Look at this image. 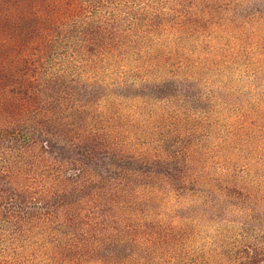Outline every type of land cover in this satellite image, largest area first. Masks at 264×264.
<instances>
[{
  "label": "trees",
  "instance_id": "obj_1",
  "mask_svg": "<svg viewBox=\"0 0 264 264\" xmlns=\"http://www.w3.org/2000/svg\"><path fill=\"white\" fill-rule=\"evenodd\" d=\"M218 1L0 0V95L7 91L0 146L25 159L22 171H5L10 187L0 196V262H264V241L248 245V236L230 232L204 240L198 229L199 213L213 203L208 186L221 209L236 211L227 200L231 184L222 185L233 171L194 163L219 127L196 108L213 97L201 72L218 75L223 58L203 54L221 41L212 28L224 9ZM262 4L248 6V23L258 21L252 48L264 67ZM263 74L248 72V81L260 78L248 84V169L264 166V133L255 135L264 129ZM179 125L185 144L190 139L183 150ZM235 184L245 189V180ZM258 184L252 180L248 188ZM238 209L246 218L254 211ZM178 210L196 214L171 218ZM191 232L189 245L184 235Z\"/></svg>",
  "mask_w": 264,
  "mask_h": 264
},
{
  "label": "rangeland",
  "instance_id": "obj_2",
  "mask_svg": "<svg viewBox=\"0 0 264 264\" xmlns=\"http://www.w3.org/2000/svg\"><path fill=\"white\" fill-rule=\"evenodd\" d=\"M219 1L224 9L217 15L216 18L219 21L213 25L212 28L215 29L213 33L216 32L221 38V41L217 50H213V52L210 53V49L206 48L203 54L205 57L207 55L212 56L219 53L223 58L217 57L220 60L218 75L213 76L212 72L206 69L201 72V80L203 81H201V85L206 91L209 90L213 97L211 101L207 102V105L204 103L196 104V108H200V111L206 109L210 116V123H217L219 127L214 130L216 138L213 136V138L206 141L201 148L196 150V161L194 160V163L200 166L208 165L211 172L217 171L219 173L225 168L226 170H224V172L229 169L233 171L232 176L228 174L224 175L222 179L224 184L222 185L229 186V184H231L228 189H226L229 193L227 200L228 204H231L236 211L226 209L227 205H225L224 209H221L218 205L220 200L219 197L217 198L218 194L212 190L214 187L208 186L206 190L209 191L213 203L204 206V210L206 211L205 215L199 213L198 216L201 218V225L198 229L203 230L204 234L202 236L204 240L214 235L220 236L223 232H230L233 237L234 234H245V236H248V245L251 244L252 238H256L263 243L264 229L261 232H255L253 226H260L259 222H262L261 226L264 228V213H262L260 209V204H262V208L264 207V166L248 169V155H251L252 150V146L249 145L250 141H248V114H252L248 113V84L252 80H260V78L253 76L252 79L248 81V72H253L254 74L256 69H259L264 73L263 65H258L254 62V55L257 50L254 51L252 48V42L255 41L257 35L253 26H255L258 21L248 23V6L251 5L253 8H262L263 4L262 0ZM230 17L233 18V21H230ZM222 45H224L227 50H224V46ZM195 58L197 57L195 56ZM222 63L223 66H221ZM174 64H179L177 59ZM208 80H211V85L205 83ZM214 82L216 85H213ZM262 85H264L263 81ZM211 86L213 87V91L210 89ZM5 92L7 91H2L0 101L6 98L7 93ZM222 104L224 105L223 109L215 111L214 108L216 106L220 108ZM2 113L3 112L0 111V122H5L6 115ZM255 119L259 120L257 118ZM7 120L9 124H11V120L13 119L9 115ZM178 127L180 128V125ZM234 129L235 133H232ZM252 129L254 130V128ZM257 129L258 132L255 135L264 133V129ZM164 132H166V130ZM202 133H207V131L203 130ZM178 134H181L182 140L180 146L183 150L185 146L190 145V139H188L187 144H185L186 136H183L184 133L181 128ZM219 137L221 141H217ZM254 139L255 137L252 136L250 140ZM211 140L214 141L211 142ZM188 151L190 152L189 149ZM20 152L21 151H19V153L17 152V155L15 150L5 149L0 146V196H2L3 199L4 195L1 194H3L4 188L10 187L5 171L7 172L8 169L22 171L24 167L25 159L20 155ZM203 168L204 167H202V170ZM18 173L21 174L20 172ZM18 178L20 179L21 177ZM240 179L245 180L246 186L243 190L235 184L236 181ZM252 180L257 181L259 183L258 187L260 188H248V182H252ZM21 182H23V179ZM254 189H257L256 196L252 194ZM1 202L2 201H0V203ZM157 204L158 206H155V210L156 213L159 214V212L162 211V207L159 206V202ZM246 206H248V209H254V211L248 210V218L241 213L242 211L239 212L238 209L240 208V210H242V208ZM251 212H253V215ZM170 214L171 218L177 217L179 219L184 217L186 219L187 217H195L196 213L189 212L188 210H178ZM5 218L6 216L4 213L1 220ZM254 218L257 219L254 221ZM243 222H245L246 225H243ZM144 230H146V228L141 229V231ZM192 230L193 228L190 229V231ZM139 231L140 230H138L137 233ZM0 232H2V229H0ZM186 236L188 244L191 245L193 241V232L185 234L184 238H186ZM230 246L233 247V245ZM228 249L229 248H227V250ZM220 251H223V249H220ZM203 260L204 259H201L200 263H202ZM0 264L5 263L0 262ZM197 264H199V262H197ZM260 264H264V262Z\"/></svg>",
  "mask_w": 264,
  "mask_h": 264
}]
</instances>
